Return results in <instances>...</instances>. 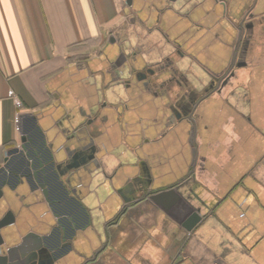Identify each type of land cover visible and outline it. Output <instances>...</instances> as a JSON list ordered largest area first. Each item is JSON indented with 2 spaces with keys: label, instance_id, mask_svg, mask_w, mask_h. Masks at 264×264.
Returning a JSON list of instances; mask_svg holds the SVG:
<instances>
[{
  "label": "crops",
  "instance_id": "1",
  "mask_svg": "<svg viewBox=\"0 0 264 264\" xmlns=\"http://www.w3.org/2000/svg\"><path fill=\"white\" fill-rule=\"evenodd\" d=\"M33 120L58 165L93 149L90 224L5 185L4 249L33 232L53 264H264V0H0V168Z\"/></svg>",
  "mask_w": 264,
  "mask_h": 264
},
{
  "label": "water",
  "instance_id": "2",
  "mask_svg": "<svg viewBox=\"0 0 264 264\" xmlns=\"http://www.w3.org/2000/svg\"><path fill=\"white\" fill-rule=\"evenodd\" d=\"M33 130L22 138L21 150L14 149L9 162L0 168V197L6 185L14 189L19 184L25 185L30 193L36 195L37 190L48 204L58 226L69 223L75 231H85L90 224L86 208L83 206L76 185V175L80 167L88 168L87 161L94 159L93 149L90 154L80 153L72 156L71 161L56 164L58 160L46 143L42 130L32 121ZM87 163V164H86ZM91 163L95 164V160ZM42 199V200H43ZM197 221L193 215L188 225ZM13 223V216L8 213L0 220V230ZM189 226V227H190ZM7 233V231H6ZM7 239L12 240L14 234L9 231ZM4 237L0 232V261L6 264H53L55 254L43 243V239L33 232L21 237L19 243L4 249Z\"/></svg>",
  "mask_w": 264,
  "mask_h": 264
},
{
  "label": "rangeland",
  "instance_id": "3",
  "mask_svg": "<svg viewBox=\"0 0 264 264\" xmlns=\"http://www.w3.org/2000/svg\"><path fill=\"white\" fill-rule=\"evenodd\" d=\"M229 72V71H228ZM222 73L221 75H218V77H217V79H219L218 80V87L220 86V84L223 82V80L225 79V78H227L229 75H230V73ZM215 88V89H214ZM216 89H217V87L215 86V87H213V88H208V90H205V94H209V93H211L212 94V92L214 93L215 91H216ZM12 150H14V149H12ZM11 150V151H12ZM11 151L8 153V154H11ZM12 155V154H11ZM8 157H10V155H7ZM182 185H184L182 182H178L176 185H175V187L177 188V189H179L180 187H182ZM200 218V217H199ZM193 229V227H191V228H189V230H187V231H191Z\"/></svg>",
  "mask_w": 264,
  "mask_h": 264
},
{
  "label": "flooded vegetation",
  "instance_id": "4",
  "mask_svg": "<svg viewBox=\"0 0 264 264\" xmlns=\"http://www.w3.org/2000/svg\"><path fill=\"white\" fill-rule=\"evenodd\" d=\"M94 263V258H89L88 260L85 261L84 264H93Z\"/></svg>",
  "mask_w": 264,
  "mask_h": 264
}]
</instances>
